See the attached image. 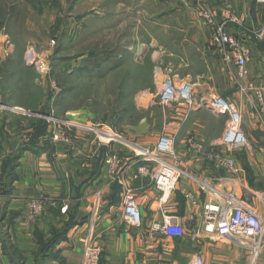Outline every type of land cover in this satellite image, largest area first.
<instances>
[{
  "label": "crops",
  "instance_id": "1",
  "mask_svg": "<svg viewBox=\"0 0 264 264\" xmlns=\"http://www.w3.org/2000/svg\"><path fill=\"white\" fill-rule=\"evenodd\" d=\"M157 1L164 7L163 30L151 42L157 43V60L167 64L160 79L170 75L178 83L193 84L196 96H221L236 104L243 114L248 146L227 152L218 140L226 132L228 117L207 109L189 112L182 103L172 104L163 117L161 114V133L149 141L129 137V142H112L97 136L100 137L97 142L93 130L76 128L58 147L55 144L44 147L40 142L20 159L15 169L17 179L9 195L1 193L0 184V264H82L89 221L76 225L45 253L38 237L47 242L52 231L63 229L71 216L80 222L81 216L89 215L90 220L97 191H101L104 200L95 224L96 241L103 248L101 264H264V239L254 254L229 239H213L204 232L207 206L223 204L202 185L208 183L222 189L233 182L237 195L264 218V126L253 116L250 100L238 92L236 69L226 65L219 47L213 43L210 26L198 16V1L191 0L188 5L181 0ZM205 8L216 19H222L226 13L239 19L238 23L229 24L228 32L250 51L248 80L264 88V3L209 0ZM138 48L143 52L134 54L141 57L145 68L150 53L146 54L144 45ZM221 87L224 91H220ZM150 96L147 93L143 96L147 105L153 101ZM249 96L256 99L254 93ZM14 114L18 113L7 110L0 117L4 137L0 136V167L16 151L17 145L11 140L20 137L17 133L13 139L7 135ZM147 123L144 117L140 127L129 126L128 133H132L131 128L145 132ZM162 135L174 138L178 164L187 173L167 203L160 201L154 187L157 164L139 157L142 151L154 150ZM190 139H195L206 152L232 157L239 171L219 170L203 156L192 153L188 146ZM112 155L122 161L120 180L110 174L105 163ZM140 168L146 171L140 173ZM126 189L133 192L142 213L139 226L124 219L122 200ZM38 196L47 198L48 203L42 214L34 217L27 207ZM165 222L182 226L184 235L172 237L155 230L156 224ZM8 253H14L15 257L10 258Z\"/></svg>",
  "mask_w": 264,
  "mask_h": 264
},
{
  "label": "rangeland",
  "instance_id": "2",
  "mask_svg": "<svg viewBox=\"0 0 264 264\" xmlns=\"http://www.w3.org/2000/svg\"><path fill=\"white\" fill-rule=\"evenodd\" d=\"M162 9L157 0H0V117L15 110L7 135L20 136L11 140L16 151L0 167L1 193H11L14 168L25 152L40 142L58 147L64 141L56 135L68 139L76 130L62 122L94 129L97 142L99 130L124 143L161 133L160 117L170 106L160 104L154 71L167 64L157 60V43L151 41L163 30ZM142 45L150 53L145 68L134 54L143 52ZM119 60L123 64L114 68ZM145 93L151 94L150 105L143 101L149 99H143ZM255 98L250 100L258 102ZM144 117L147 130L128 133ZM32 201H41L43 211L48 203L44 196ZM88 216L81 217L88 222Z\"/></svg>",
  "mask_w": 264,
  "mask_h": 264
},
{
  "label": "built area",
  "instance_id": "3",
  "mask_svg": "<svg viewBox=\"0 0 264 264\" xmlns=\"http://www.w3.org/2000/svg\"><path fill=\"white\" fill-rule=\"evenodd\" d=\"M182 1L185 5H188L191 0ZM197 1L198 6L196 10L198 16L210 26L213 43L219 47L226 65L234 67L237 71L236 85L238 92L244 99L248 98L250 100L249 95L253 93L257 97L258 102L250 100L251 107L254 110L252 114L264 126V88L258 87L248 80L250 76L248 69L250 51L236 36L228 32L229 24L231 22L238 23L239 19L228 13L224 14L222 19H216L205 8L206 2L209 0ZM257 1L262 4L264 3V0ZM36 63L43 69L44 64H41V61H37ZM162 74L163 70L157 65L154 71V78L156 85L159 87L160 104L163 107H169L174 103H182L187 107L189 112L207 109L215 114L227 116L226 132L218 140L219 145L225 148L227 152L248 146L249 138L243 129V114L236 104L229 102L221 96L210 98L203 95L196 96L193 84L178 83L170 75L160 79ZM62 125L71 129H88L70 122H62ZM89 129L95 131L92 128ZM97 132L103 140H114L110 132L101 130ZM55 139L58 141L66 140L65 136L60 134L56 135ZM188 146L189 151L198 156H203L219 170L231 173L239 171L232 157H228L222 153L206 152L204 147L197 143L195 139H190ZM139 157L143 161L157 164L154 175V187L159 193L160 201L167 203L176 190L179 180L187 175L178 164L174 138L162 135L154 150L142 151ZM105 163L110 174L116 180H120L121 175L118 174L122 165L120 157L116 155L109 156L106 158ZM145 171V168H140V173H144ZM202 185L213 193L217 199L222 201L223 204V206L218 204L207 206L204 232L213 239H229L240 246L251 249L254 254L258 253L261 242L264 239V218L258 215L248 203L237 195V186L233 182H229L222 189L215 188L208 183H202ZM122 205L125 221L132 226H139L143 219L142 213L130 189L124 190ZM28 208L34 217L40 216L43 212L41 201H31ZM102 208L103 196L101 191H97L92 206L88 232L85 236L82 264H101L103 248L97 244L95 224L99 219ZM155 230L172 237H182L184 235L182 226L172 222L156 224ZM249 240L253 241V243L250 244Z\"/></svg>",
  "mask_w": 264,
  "mask_h": 264
},
{
  "label": "trees",
  "instance_id": "4",
  "mask_svg": "<svg viewBox=\"0 0 264 264\" xmlns=\"http://www.w3.org/2000/svg\"><path fill=\"white\" fill-rule=\"evenodd\" d=\"M121 64H123L122 62H121V60H119V62H117V64L114 66V68L115 67H118L119 65H121ZM84 71V70H83ZM46 125V124H45ZM16 161V160H15ZM13 164V168L15 167V163L14 162H12V161H9L8 162V164ZM14 169H16V168H14ZM13 169V170H14ZM86 222H87V220H86ZM85 221H84V219H81V221L80 222H78V221H75V218H74V216H71V218H70V220L66 223V225H65V227L63 228V229H61V230H56V229H54L53 231H52V236H51V238L46 242V241H44L40 236L38 237V240H39V242H40V244H41V247L43 248V251H44V253H45V251L47 250V249H50V248H53L58 242H60V241H62L64 238H65V236L67 235V233L72 229V228H74L76 225H78V224H85L86 223ZM5 252H7V250L5 251ZM9 254V256H10V258H13V257H15V255H14V253H12V255L10 254V253H8ZM13 262V261H12ZM13 264H15L14 262H13Z\"/></svg>",
  "mask_w": 264,
  "mask_h": 264
}]
</instances>
